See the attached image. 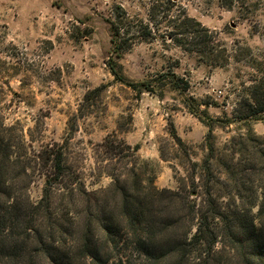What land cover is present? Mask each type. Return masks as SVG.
Returning <instances> with one entry per match:
<instances>
[{
    "label": "rangeland",
    "instance_id": "rangeland-1",
    "mask_svg": "<svg viewBox=\"0 0 264 264\" xmlns=\"http://www.w3.org/2000/svg\"><path fill=\"white\" fill-rule=\"evenodd\" d=\"M164 1L168 7L174 2L0 0V123L9 129L12 151L22 156L2 176L9 182L2 191L19 197L21 205L16 222L0 238V264H52L57 255L75 264H93L85 246L90 240L93 248L103 235L101 212L106 209L107 218H122L124 200L131 195L153 194L156 216L168 219L159 237L188 233L185 202L193 184L201 185L209 128L187 104L213 101L208 114L223 120L236 116V110L244 112L247 88L264 66V6L244 15L238 6L223 7L221 0L175 1L171 16L185 9L216 35L227 51L222 66L213 67L164 38L167 23L155 31V39L138 41L116 57L110 20L117 8L132 22L151 24V6ZM134 30L129 38H135ZM111 59L123 81L112 73ZM144 81L151 82L153 93L130 85ZM184 83L188 90L175 87ZM248 126L264 139V121L259 120L213 129L218 151L211 170L224 180L217 185L222 194L236 191L251 202L258 157L244 135ZM173 128L184 145L172 137ZM110 135L137 146V156L119 142L107 151L102 144ZM233 137L231 146L241 152L234 158L225 151ZM52 145L64 148L71 170V181L65 184L75 185L65 190L57 186L38 205L45 181L41 169L31 170L34 154ZM229 166L230 181L224 173ZM117 175L124 178L119 182ZM121 225L117 239L126 238L127 227ZM100 248L112 264L117 262L111 248ZM136 260L137 253L133 264ZM184 264L194 263L190 258Z\"/></svg>",
    "mask_w": 264,
    "mask_h": 264
},
{
    "label": "trees",
    "instance_id": "trees-1",
    "mask_svg": "<svg viewBox=\"0 0 264 264\" xmlns=\"http://www.w3.org/2000/svg\"><path fill=\"white\" fill-rule=\"evenodd\" d=\"M175 1L172 2L171 7L165 5L166 1L151 6L149 19L151 24L143 21L132 22L127 12L122 7H118L115 18L110 20L111 43L116 57H120L138 41H152L157 36L155 31L167 23L163 26L164 32L161 34L164 38L171 40L184 51L196 54L201 61L213 67L222 66L220 61H225L227 51L218 44L219 42H216V35L196 18L189 16L185 9L179 8L176 14L171 16ZM221 4L227 8L238 6L241 13L248 15L264 6V0H221ZM161 14L164 16L161 17V22H158L157 17ZM153 22L155 24L152 25ZM133 29H135L133 35L135 38H129ZM130 39H133V42H129ZM109 66L112 73L123 81L114 60H110ZM259 73L255 83L247 88L244 112L236 110V116L233 118L225 120L212 118L207 109L215 103L210 100L202 104L190 102L187 104L190 112L209 128L206 139L209 157L204 162L201 185L193 184L188 201L185 202L189 210L188 233L178 237H159V235H164L159 233L160 228H168V219L159 217V213L156 216L153 194L144 198L131 195L124 200L122 218L117 219L112 215L107 218L104 214L106 209L101 212L103 235L96 241L93 248L90 240L86 243L85 247L91 251L86 258L91 257L93 264H112L109 258H105L101 253L103 250L100 245L103 244L111 248L117 256L115 264H133V256L136 253L137 264H184V261L190 258L194 264H264V139L255 135L248 126V131L244 135L249 148L258 157L254 166L257 171V189L250 196L252 197L251 202L246 200V196L236 191L222 194L217 185L222 184L224 180L222 176L215 178L211 170V161L218 151L214 142L213 129L215 127L225 128L235 123L249 125L254 120L264 121V66L259 69ZM130 85L135 89L141 87L142 90L153 93L151 82L144 81ZM175 87L188 90L189 84L184 83L183 86L176 84ZM93 92H89L85 98L88 99ZM202 106L205 108L201 109ZM8 131L9 129L0 123V238L7 231V226L16 222L18 217L15 212L21 205L19 197L2 191L3 186L9 185V182L2 180V176L10 166H15L16 161L22 158L12 151L14 145ZM171 135L179 145H184L175 128L172 129ZM234 140L235 137L225 144L227 146L225 151H230L233 158L241 153L240 150L236 151L231 146ZM115 142L126 146L132 156H137L139 148L127 145L116 135L108 136L102 146L107 148V151H111ZM33 163L31 170L41 169L45 181L43 197L38 205L44 204L57 186L60 190H65L75 185L74 181L71 184H65L70 180L71 170L62 146L52 145L43 153L34 154ZM28 169L30 168H26V171ZM227 172H224L225 178L230 181L232 179L230 166ZM123 178L121 175L115 177L119 182ZM9 187H12V184ZM174 193L177 194V192ZM169 208H173V205H169ZM122 223L127 227L123 230L126 238L117 239L122 231L120 229L123 227ZM116 228H119L118 233ZM2 241L0 240V244ZM15 249L14 246L9 248L10 252ZM52 264H75V260L57 255L52 257Z\"/></svg>",
    "mask_w": 264,
    "mask_h": 264
}]
</instances>
